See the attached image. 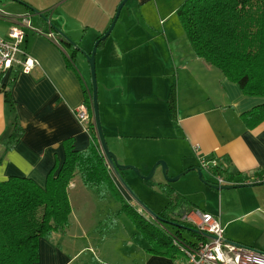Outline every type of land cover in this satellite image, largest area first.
Masks as SVG:
<instances>
[{
	"label": "crops",
	"instance_id": "0c3cea01",
	"mask_svg": "<svg viewBox=\"0 0 264 264\" xmlns=\"http://www.w3.org/2000/svg\"><path fill=\"white\" fill-rule=\"evenodd\" d=\"M23 1L37 10L19 0H0V8L9 15L0 17V22L8 23L0 34H7L13 23L11 17L29 15L35 30L26 29L23 46L39 64L30 72L9 69L0 76L1 84L9 87L16 104L12 108L6 102L0 87V181L15 175L30 177L45 186L50 169L56 162L61 165L64 161L65 139L72 137L77 149H85L90 144L88 129L75 115V108L81 103L87 104V94L93 92L89 91V81L80 65L87 58L84 51L91 52L94 41L107 31L122 0ZM15 2L24 5L20 3L18 7ZM124 6L115 27L122 18ZM50 9L53 14L47 19L42 17L40 11ZM160 9L157 0H134L125 11L119 30L115 32L114 27L103 39L104 44L98 45L96 77L100 117L110 149L121 163L137 165L142 138L168 139L184 145V149L174 152L184 160L179 169L200 166L199 155H205L215 158L217 167L254 179V172L264 166V120L249 128L241 114L264 103V97L244 94L236 82L197 56L180 18L165 26L169 15ZM59 13L69 14L83 33L77 34ZM33 16L37 17L36 23ZM56 28L66 32L82 48L77 50L74 60L82 78L68 67L71 50L60 41ZM52 31L56 32L58 41L47 36ZM174 74L180 79L177 86L171 82ZM199 86L201 98L195 94ZM170 88L173 98L169 95ZM16 116L24 134L8 149L4 137L11 132ZM217 167L209 170L215 178L212 182H218L219 177L226 181L223 174L216 172ZM111 172L126 197L112 168ZM87 188L77 174L70 183L69 197L71 192L85 197ZM257 202L258 205L249 208L252 210L242 213L259 210L264 214V199L258 197ZM194 209L197 208L190 205L187 211ZM230 240L243 242L241 237ZM43 242H48L47 238H40L39 245ZM143 246L146 248L148 243L144 242ZM49 247L52 258L48 264L67 263L66 257L60 262V250L50 244ZM43 258L47 259L45 253ZM142 259L143 264H180L183 258L173 259L146 251Z\"/></svg>",
	"mask_w": 264,
	"mask_h": 264
},
{
	"label": "trees",
	"instance_id": "16d2710c",
	"mask_svg": "<svg viewBox=\"0 0 264 264\" xmlns=\"http://www.w3.org/2000/svg\"><path fill=\"white\" fill-rule=\"evenodd\" d=\"M20 1L32 7L28 2ZM51 10L40 11L42 17L49 18ZM177 14L197 56L236 82L244 94L264 97V0H183ZM56 29L60 41L71 50L68 67L79 73L74 60L77 50L82 48L66 32ZM104 42L101 40L99 47ZM79 76L82 78L81 74ZM1 90L6 102L15 108L9 87L2 84ZM87 105L90 144L85 149H77L72 137L65 139L64 161L61 165L56 162L50 169L45 186L30 177L15 175L0 181V264H35L39 260L40 238L51 239L54 233L68 228L72 213L69 186L77 174L98 199L110 197L121 203L114 213H126L133 219L149 238L146 247L149 253L184 258V247L206 238L183 216H174L181 204L190 206L183 195H177L175 201L154 214L153 223L126 199L112 175V165L100 147L93 117V92L87 94ZM241 118L247 127L257 126L264 120V103L243 112ZM23 134L24 128L16 116L11 132L4 137L8 149H12ZM216 172L223 174L227 183L264 184V166L254 172V179L222 167H217ZM118 175L126 183L123 171ZM133 195L141 201L135 193ZM168 195H173L172 189L168 190ZM155 228L164 230L169 239L157 236ZM186 229L191 236L184 234Z\"/></svg>",
	"mask_w": 264,
	"mask_h": 264
},
{
	"label": "rangeland",
	"instance_id": "374dc122",
	"mask_svg": "<svg viewBox=\"0 0 264 264\" xmlns=\"http://www.w3.org/2000/svg\"><path fill=\"white\" fill-rule=\"evenodd\" d=\"M133 1L129 0L124 6L122 18H120L116 27L114 26L115 32L119 30L125 11ZM120 2H118V5ZM182 2V0H157V3L161 6L160 10L169 15L165 21V26L171 25L172 21L178 18L177 9ZM20 3L15 5L19 7L22 4ZM177 4L178 6L174 9ZM173 9L174 12L172 13ZM59 15L64 23H67L69 27L71 26L77 34H81L80 26L73 24L69 14L59 13ZM32 18L36 23L37 17L33 16ZM7 25L6 20L0 22V32L4 31ZM80 66L89 81V91H92L93 79L88 59L82 60ZM179 80L178 75L175 74L171 78V82L175 83L176 86ZM197 89V92H195L196 97L201 98L200 86ZM171 94L174 95L172 88H170L169 95ZM142 139L138 145L142 153L138 157L135 166L140 169L143 176L133 169H126L123 171L127 182L125 183L120 179V176L117 177L113 166L112 169L115 178H119L121 185L124 187L126 197L133 205L141 208L139 212L148 221L153 223L154 214L164 210L170 201H175L177 195H183L188 199L191 207L202 211H210L214 216L219 217L225 226L227 238L236 240L241 237L242 244L264 251V214L260 213L259 210L242 213L244 210L247 212L252 210L249 209L252 206L258 205V197L264 199V188L257 189L264 185L257 184L216 190L204 182L200 178L199 172L194 169L185 172L178 180L168 181L162 164L155 168L150 178H146L145 176L150 173L152 167L159 160L167 163V175L170 177L186 171L189 167L179 169L184 160L182 161L179 155L174 154L176 150L184 149L183 144L171 143L168 139L161 140L153 137ZM201 169L206 180H215L214 175L209 170L202 167ZM171 189L173 195L169 196L168 190ZM89 191V188L84 189L85 197L81 194L76 196L71 192L70 201L73 210L70 216V224L65 231L54 233L51 239H47L48 242L39 245L37 264H48L51 260L52 254L49 244L60 250L61 263L62 258L66 257V264H143L142 257L146 252L143 244L144 242L148 243L149 238L138 229L128 214L116 215L114 213L121 207L120 202L110 197L100 200L95 192L92 194L90 191V194ZM132 192L141 201H138ZM174 216L178 217L176 214ZM171 228L175 227L171 226ZM154 233L157 236L169 239L164 230L155 228ZM184 234L191 236L187 229L184 230ZM44 253L47 255V259L43 258Z\"/></svg>",
	"mask_w": 264,
	"mask_h": 264
},
{
	"label": "built area",
	"instance_id": "2783aa9c",
	"mask_svg": "<svg viewBox=\"0 0 264 264\" xmlns=\"http://www.w3.org/2000/svg\"><path fill=\"white\" fill-rule=\"evenodd\" d=\"M0 17L5 18L9 15L0 8ZM11 19L13 23L7 34H0V76L9 69L30 72L39 64V60L31 56L23 46L26 29L35 30L29 15L11 17ZM47 36L58 41L53 32L48 33ZM1 85L0 82V87ZM75 115L87 128L90 120L88 105L81 103L77 106ZM198 150V146H195V151ZM199 159L201 167L207 170L215 169L218 165L215 158L209 159L205 155H199ZM218 183L227 182L219 177ZM184 218L193 223L206 238L194 245L184 247L185 257L180 264H264V251L235 243L227 238L225 226L219 217L208 211L194 209L187 212Z\"/></svg>",
	"mask_w": 264,
	"mask_h": 264
},
{
	"label": "water",
	"instance_id": "95a60500",
	"mask_svg": "<svg viewBox=\"0 0 264 264\" xmlns=\"http://www.w3.org/2000/svg\"><path fill=\"white\" fill-rule=\"evenodd\" d=\"M127 1L128 0H122L120 2V4L117 7L114 18H113L110 26L108 27L107 31L103 35H101L100 38H98L95 41V44L93 46L91 53H85V55L89 61L91 73H92V79H93V111H94L93 117L95 119L96 126H97L100 147H101L103 153L105 154L106 158L110 162V164L113 166L116 173H118L119 171H124L126 169H133L139 175L143 176L140 169L137 166H135L133 164L121 163L120 160L118 159L117 155L110 149V147L107 143V140H106V137H105V134L103 131L102 123H101L100 108H99V97H98V83H97V77H96V53H97L98 45H99L100 41L105 39L110 34L112 29L114 28L115 23H116L119 15H120V12L122 10V7L126 4ZM159 164L163 165V169H164V172H165V175H166L168 181L178 180L185 172L189 171L190 169H194V170L199 172L200 178L203 179L204 182H206L207 184H209L211 187H213L216 190L239 188V187H244V186L250 185V184H244V183H223V184H221L218 182H212V181L206 180L203 177L202 169L200 166H193L192 168H188V169H186V171L179 173L178 175H176L174 177H170L167 175V169H168L167 163L163 160H159L157 163H155V165L152 167L150 173L145 177L150 178L153 175L155 168ZM187 210H188V206L185 203H183L178 207L177 212L175 211L174 214L184 217V215L188 212Z\"/></svg>",
	"mask_w": 264,
	"mask_h": 264
},
{
	"label": "bare ground",
	"instance_id": "6f19581e",
	"mask_svg": "<svg viewBox=\"0 0 264 264\" xmlns=\"http://www.w3.org/2000/svg\"><path fill=\"white\" fill-rule=\"evenodd\" d=\"M235 243H237V242H235ZM238 244H240V243H238Z\"/></svg>",
	"mask_w": 264,
	"mask_h": 264
}]
</instances>
